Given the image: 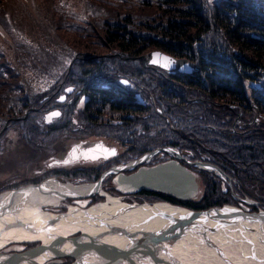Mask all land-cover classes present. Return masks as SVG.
<instances>
[{"label":"trees","instance_id":"trees-1","mask_svg":"<svg viewBox=\"0 0 264 264\" xmlns=\"http://www.w3.org/2000/svg\"><path fill=\"white\" fill-rule=\"evenodd\" d=\"M158 49L187 58L199 70L164 74L140 59L120 58ZM205 51L210 68L223 67L210 71V81L204 76ZM246 64L263 73L256 76L262 85L257 108L264 110V0H0V127L8 122L0 151L8 130L16 129L18 141L29 148L25 161L39 163L0 182V191L54 176L73 183L96 181L112 165L169 146L189 161L219 166L231 177L234 194L241 189L263 201L264 144L248 148L236 138L235 148L228 147L221 116H210L248 109L233 75L235 65ZM29 107L39 110L10 121ZM69 136L74 139L70 144L60 140ZM96 138L114 147L115 155L52 166L47 161L64 155L42 158L45 151L65 154L74 143ZM160 154L150 164L170 158ZM244 159L256 160L249 164L251 179L239 161ZM181 164L199 178L196 197L180 200L142 189L136 201H168L193 210L234 203L226 181L185 160ZM109 177L102 180L107 183L103 190L111 184ZM102 199L98 195L90 203ZM46 209L61 212L65 207ZM37 243H24V248Z\"/></svg>","mask_w":264,"mask_h":264},{"label":"water","instance_id":"water-1","mask_svg":"<svg viewBox=\"0 0 264 264\" xmlns=\"http://www.w3.org/2000/svg\"><path fill=\"white\" fill-rule=\"evenodd\" d=\"M120 58L134 62L140 59L145 66L169 74L190 75L198 71L187 58H176L160 49L137 58ZM70 67L71 64L67 72ZM252 87H258V83H252ZM37 110L29 107L23 115L10 120L25 119L29 112ZM7 126L6 122L0 127V135ZM116 151L101 139H86L47 163L52 166L95 162L114 156ZM162 152L170 159L148 165L152 156ZM184 160L192 167L213 172L230 187L231 177L219 166L189 161L176 147L162 146L108 167L96 181L75 184L54 176L1 191L0 264H264V209L250 211L243 206L222 204L193 210L168 201L126 202L120 199L121 195L102 190V180L113 175L114 189L122 194L146 189L180 200L194 198L199 192L198 178L181 164ZM98 195L103 200L90 203ZM66 199L71 202L64 211L45 209ZM242 201L259 205L249 198ZM35 242V246L24 248V243ZM8 245L12 249L3 250ZM68 257L72 261L65 263L63 259Z\"/></svg>","mask_w":264,"mask_h":264},{"label":"flooded vegetation","instance_id":"flooded-vegetation-1","mask_svg":"<svg viewBox=\"0 0 264 264\" xmlns=\"http://www.w3.org/2000/svg\"><path fill=\"white\" fill-rule=\"evenodd\" d=\"M215 57V56H214ZM203 58H205V70H206V73L204 74L205 78L207 80H211V70L213 69H221L223 67H213V68H210V63H211V60L209 59V53H207L205 51L204 55H203ZM218 57H215V60L218 62ZM248 68H243L242 66L244 65H235L234 67L235 68V71L233 72V75L235 78H239V84L241 85L243 91H244V94H245V98L246 99V102L248 103V109H245V110H237V112L235 111H223L221 113H218V112H215V113H212L210 114L211 117H215L216 116H221L222 118V122H223V125H224V129L227 131V144H228V147L230 148H235L236 144H233L232 141L235 140L236 138L238 139H241L243 140V143L246 147H260L262 145V143L264 144L263 142V137H264V118L262 117V112H264V110H260L257 108L258 106V103H259V95H262L260 94V89H262V85H261V82L258 80V76H256L257 74L259 75H262L263 73L258 70L257 66L255 64H246ZM164 74H169L167 72H162ZM215 73V72H214ZM170 74H174V73H170ZM217 74V73H215ZM220 79H227L223 76H219ZM252 83H255L257 84L258 83V87H252ZM241 98H239V100L242 101V97L243 95L241 94L240 95ZM239 105H241L239 102H238ZM231 123V124H229ZM229 124V126H228ZM229 132V133H228ZM255 153L258 154L257 151H255ZM241 163H243L244 165H247V168L246 170L248 171V176H249V179H251L252 177H254V175H252L250 172V162H256V160H253V159H250V160H247V159H244V160H239ZM237 161V162H239ZM48 162V161H47ZM159 162V161H158ZM158 162H155V163H158ZM236 162V163H237ZM154 164V163H152ZM152 164H148V165H152ZM235 164V163H234ZM48 165V163H47ZM127 173H130V172H127ZM112 177L113 175H111V177H109V181L111 182V184L109 186L106 187V191L104 189V191L107 193L109 192H112L113 189H114V184L112 182ZM233 182V181H231ZM107 183H103L102 182V188H103V185H105ZM235 184V182H234ZM230 188H231V192H233L234 194V191H233V187H232V184L230 185ZM115 190V189H114ZM230 192V193H231ZM138 193H134V194H131V195H137ZM131 195H124L125 198H128L129 196ZM235 196H237L238 198H241V200H236L234 198V203L233 205H236V206H243V207H246L247 209H249L250 211H252V208H255V210H258V209H264V200L261 201V200H258V198H254V197H247V195L241 191V189L237 190V193L235 192L234 194ZM233 198V197H232ZM244 198H249V199H253L255 201H257L259 203L258 206H254V205H249L247 204L246 202L242 201V199ZM131 199V198H129ZM66 202H71L70 201H67ZM61 206H65V203L64 205H61Z\"/></svg>","mask_w":264,"mask_h":264},{"label":"rangeland","instance_id":"rangeland-1","mask_svg":"<svg viewBox=\"0 0 264 264\" xmlns=\"http://www.w3.org/2000/svg\"><path fill=\"white\" fill-rule=\"evenodd\" d=\"M137 60L138 59H136V62H137ZM19 116L20 115L14 116V117H19ZM3 131H2V133H3ZM1 135H0V137H1ZM18 135H19V133H18V131L16 129H10V130H8V134L5 137V139H3L1 141V143H2V145H1L2 150L0 151V182H3L7 178H10V176H12L13 174L19 173L21 170H23V172H26L27 171V168H32L33 166L35 167L36 165L39 164V163H36V160H38V159H35V160H33V161L29 162V163L25 161V157L29 154V148L26 147L21 141L20 142L18 141ZM96 139H94V140H96ZM60 140H66V142L68 144H70L71 142L74 141V139L70 138V136L68 138H64V139H60ZM51 153H55V154H58V155H61V154L64 155V151H62V149L61 150L60 149H53V150H50V151H45V153L43 154L42 158L49 157ZM183 153L184 152H182V154ZM160 156H161V154L158 155V157H160ZM16 160H19V161L21 160V162L23 164H25L26 166H24L22 164L21 165L16 164L15 163ZM148 164H150V163H148ZM55 177H57V176H55ZM57 178H59V177H57ZM59 179L60 180H63L61 178H59ZM64 180H67V181L72 182L69 179H64ZM198 183H199V178H198ZM200 185L202 187L201 178H200ZM107 193H108V191H107ZM109 194L114 195V193H112V192H109ZM114 196H119V195L117 194V195H114ZM138 197H140V196H138V195H131L128 198H120V199L126 200V201H131L133 199L136 200V198H138ZM247 197H248V194H247ZM129 198H131V199H129ZM142 200H145V199H142ZM141 201H139V202H141ZM145 201H148V200H145ZM149 202H151V201H149ZM63 204L64 203H62V205Z\"/></svg>","mask_w":264,"mask_h":264},{"label":"bare ground","instance_id":"bare-ground-1","mask_svg":"<svg viewBox=\"0 0 264 264\" xmlns=\"http://www.w3.org/2000/svg\"><path fill=\"white\" fill-rule=\"evenodd\" d=\"M136 193H139V191H137ZM115 199H116V198H115ZM115 199H113V200H115ZM44 201H51V200H44ZM44 201H43V202H44ZM117 202H118V201H117ZM95 214L97 215V212H96ZM228 257H229V260L232 261V259H231V255H228ZM234 262L237 263V261H235V260H234ZM212 264H217V263H212Z\"/></svg>","mask_w":264,"mask_h":264}]
</instances>
